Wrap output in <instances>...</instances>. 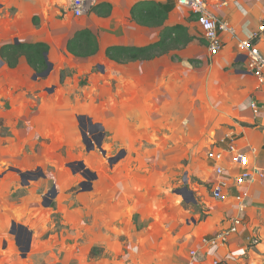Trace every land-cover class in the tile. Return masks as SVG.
Wrapping results in <instances>:
<instances>
[{
	"label": "rangeland",
	"instance_id": "1",
	"mask_svg": "<svg viewBox=\"0 0 264 264\" xmlns=\"http://www.w3.org/2000/svg\"><path fill=\"white\" fill-rule=\"evenodd\" d=\"M63 1L38 0L50 9L32 21L39 35L50 37L51 74L34 80L27 69L0 72V82L27 92L15 105L17 97L9 92L0 104V264H207V251L185 250L181 242L227 201L228 195L212 196L215 172L208 153L223 130L239 121L240 108L259 83L248 77L237 83L236 64L205 67L199 27V43L159 59L168 69L161 78L100 54L75 58L63 50L70 35L85 28L107 33L115 19L92 12L76 18L71 0ZM16 11L1 15L2 29ZM16 18L19 32L30 35L25 16ZM79 116L102 125L106 155L84 143ZM185 187L182 196L178 191ZM21 228L31 234L29 251L27 238L20 245L13 233Z\"/></svg>",
	"mask_w": 264,
	"mask_h": 264
},
{
	"label": "crops",
	"instance_id": "2",
	"mask_svg": "<svg viewBox=\"0 0 264 264\" xmlns=\"http://www.w3.org/2000/svg\"><path fill=\"white\" fill-rule=\"evenodd\" d=\"M139 1L141 2L145 0H102L99 2V4L109 3L112 6V13L108 18L113 17L115 19V24L109 28L107 33H100V35L99 32L96 33L91 28L85 29H90L98 35L100 46L98 54L103 55L106 60L111 61L105 54L107 48L109 47L148 46L161 39V35L165 27H175L179 24L187 26L190 33L196 37V40L190 44V47H193V45L198 42L197 37L200 35L194 31V29L198 27V24L193 19L190 12L178 4V0H155L157 2L169 4L171 6V10L169 13V19L167 20L165 26L150 29H144L131 20L130 9ZM205 1L207 2L211 13L221 22H227L230 26H232L238 32L240 38H245L258 30V26L263 17L264 4H261L260 8H258L259 4L258 6L252 5L251 7L249 2L245 3L244 6L240 3V1L235 0L234 2L226 0ZM63 2L66 3L67 1L64 0ZM54 7L57 6H52V8ZM12 8L17 10V16L24 15L25 19L29 21L31 30H29L28 33H30V35L26 34L23 36V34L19 32V27H16V15L10 17L8 29H2V23H0V50L4 45L11 44V42L14 43L16 39L22 43L44 42L51 48L52 46L49 40L50 37L41 34L39 35L35 25L33 26L32 24L35 15L47 14L50 7L39 4L38 0H14L9 3L4 0H0V20L2 18L1 15L9 13V9ZM183 10L188 12V16L184 15ZM94 16L97 15L94 14ZM110 23H112V21ZM32 33H36V36H31ZM72 37L73 35H70L63 43V50L65 49L66 52L68 40ZM221 37L224 41L225 47L219 57L210 60L211 58L207 47L204 46V49H200L203 52H200L203 54L200 58L204 66L213 67L214 65L222 64L232 66L233 64H236L237 68L234 70V77L237 83H245L247 81L245 80L247 77L256 80L247 72L244 59H240V54L237 49L238 44L236 41L232 40L231 37L224 32L221 33ZM202 40L206 45L204 38ZM260 45L264 50V43L261 42ZM167 55H163L151 61H136L131 62L130 64H134L137 68L142 65L140 72L148 78H153L154 76L161 78L163 73H167L168 69L166 64L161 66L160 64L162 63H158V61L159 59H167ZM192 57L193 56L190 52L184 56L183 61L188 63V60ZM0 60H2L1 55ZM2 62L3 64L0 66V72L5 69L3 73L6 74L10 72L12 74L13 70L19 69L20 71L21 69H27L34 75V72L27 64L25 58H21L19 66L15 69L9 68L3 60ZM99 68L103 72V67L100 66ZM143 68H149L150 70H143ZM22 72H24V74L29 73L25 70H22ZM137 74L140 75L139 72ZM0 77L3 78L1 73ZM3 80L4 79L0 82V95L3 94L6 95V97L0 96V104L2 103V98H5V100L9 98V92L12 93V97H17L13 105L16 104L20 96L22 97L23 94H27V92L19 91V88H11L10 86L4 84ZM250 99V103H244V106L240 108L238 118L239 121L237 123L232 121L231 125L233 127L224 129L222 134L219 136V140L217 142L218 145L215 149L225 152V159L222 162L224 173L222 175L217 174L215 162L210 160L212 163V169H214L215 172V174H213L214 180L212 181V185L221 180L226 183L225 195H228L227 201L224 202V207L222 210L218 211L215 216L213 215L207 222L201 223V228L195 236H193V233H195L196 230H191V234L188 235L189 237L187 239L183 238L181 242V245L183 244L185 250L187 248L195 251L194 249L197 248L199 249L198 253L207 251L211 257L206 260L207 264H264L263 84H259V87L253 90ZM10 100L12 104V99L10 98ZM165 114L167 115V111ZM25 115L22 117L24 118ZM181 121H184V119L181 118ZM231 147H235L236 151H239L247 156V167L240 168L231 161V156L228 153V150ZM245 173H248L249 176L244 178L242 184H238L237 179L242 177ZM239 196H242L240 201L237 199ZM214 218L215 222H211L210 220ZM233 218H239L242 221V228L237 234L231 236V239L226 246H215L213 244V236L222 229L228 227ZM253 236L259 238L260 240V243L257 246H249L248 244V239ZM181 249H183V247H181Z\"/></svg>",
	"mask_w": 264,
	"mask_h": 264
},
{
	"label": "trees",
	"instance_id": "3",
	"mask_svg": "<svg viewBox=\"0 0 264 264\" xmlns=\"http://www.w3.org/2000/svg\"><path fill=\"white\" fill-rule=\"evenodd\" d=\"M171 6L155 0H145L135 3L130 9L131 20L144 29L159 28L165 26L169 19ZM91 12L100 18H108L112 13L109 3H101L93 7ZM196 40L189 28L183 24L175 27H165L161 39L151 45L143 47H109L106 57L116 63L127 64L136 61H151L174 50L185 48ZM67 52L75 58L88 59L95 57L100 50L98 35L90 29H81L68 40ZM50 46L44 42L36 43H11L4 45L0 50L2 60L11 69L19 66L21 58H25L27 64L35 75L45 72L48 68L46 55ZM61 74L60 81L63 83Z\"/></svg>",
	"mask_w": 264,
	"mask_h": 264
},
{
	"label": "built area",
	"instance_id": "4",
	"mask_svg": "<svg viewBox=\"0 0 264 264\" xmlns=\"http://www.w3.org/2000/svg\"><path fill=\"white\" fill-rule=\"evenodd\" d=\"M95 3V0H71L70 10L76 18L85 17L91 13ZM178 4L187 9L198 24L210 56H218L223 52L225 44L221 33H226L232 40L237 41L239 56L240 59H244L247 72L259 84L264 85V50L260 45L261 42L264 43V12L258 30L245 38H240L238 32L232 26L227 22H221L211 13L205 0H178ZM228 153L231 156V161L238 167L245 168L248 166L247 156L236 151L235 147H231ZM208 159L215 162L217 174L222 175L224 173L222 162L225 159V152L212 150L208 153ZM248 176V173L243 174L242 177L237 179V183L242 184L244 178ZM225 191L226 183L223 180L212 185L211 192L215 200L224 199ZM241 197L239 196L237 199L240 201ZM242 224L239 218H233L228 227L213 236V244L215 246H226L231 236L240 231ZM259 243V238L255 236L248 239L249 246H257Z\"/></svg>",
	"mask_w": 264,
	"mask_h": 264
},
{
	"label": "water",
	"instance_id": "5",
	"mask_svg": "<svg viewBox=\"0 0 264 264\" xmlns=\"http://www.w3.org/2000/svg\"><path fill=\"white\" fill-rule=\"evenodd\" d=\"M14 43L17 44V43H19V41L16 39V40L14 41ZM46 58H47V61H48V68H47V70H46L45 72H43V73H41V74H37V75H35V76H34V79H35V80H37V79H45V78H47V77L51 74V72H52V70H53L54 67H53V64L49 62V56H48V54L46 55ZM2 64H3V62H2ZM83 118H85V116H79V117H78L79 122H81V120H82ZM89 121L93 124L92 119L89 118ZM93 125H94V124H93ZM96 126L101 127V128L103 129V127H102L101 124H96ZM81 133H82L83 140H84V143H85V144H88L87 142H89V143L91 144L92 149L95 148V144H96L97 148H98L100 151H102V143H101V142H98V141H95V140L92 141V140L88 137V135H87L86 133H84V132H81ZM89 150H90V149L88 148V151H89ZM102 152H103L104 155H106V153H105L104 151H102ZM125 154H126V153L123 152L122 156H117V157H115V158H110V159H109V163H110L111 165H113L114 163H117L122 157H124ZM80 166H81L82 168L85 167V165H84L82 162L80 163ZM85 173L91 174L90 170H88V169H86V172H85ZM20 176H21V177H25V174H20ZM86 178H87V177H86ZM96 178H97V176L94 174V175H92V178H91V179H92V180H95ZM54 189H55V188H54ZM186 190H187V188L185 187V188H183L182 190H179L178 193L181 194V195L183 196V192L186 191ZM29 249H30V243H29L28 248H27L26 251H29Z\"/></svg>",
	"mask_w": 264,
	"mask_h": 264
},
{
	"label": "flooded vegetation",
	"instance_id": "6",
	"mask_svg": "<svg viewBox=\"0 0 264 264\" xmlns=\"http://www.w3.org/2000/svg\"><path fill=\"white\" fill-rule=\"evenodd\" d=\"M81 128H82V132L86 133V131L88 132L89 131V135H93V139L92 140H95V141H98V142H101L103 141V136L102 134H99V130L100 128L96 125H93L89 120L83 118L81 120ZM87 134V133H86ZM87 134V135H88ZM91 139V138H90ZM26 177V176H25ZM25 177H21L22 180H24ZM54 193V191H52L49 196H52V194ZM26 231H23V229L21 228L20 231L17 233L15 230L13 231V233H16L17 234V240H18V244L21 245V242L23 239H26L27 240L25 241L24 240V244H26V246L29 245L30 243V239H31V234L26 232ZM25 237V238H24Z\"/></svg>",
	"mask_w": 264,
	"mask_h": 264
}]
</instances>
